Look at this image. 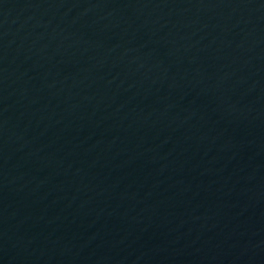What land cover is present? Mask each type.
<instances>
[{"label": "water", "instance_id": "95a60500", "mask_svg": "<svg viewBox=\"0 0 264 264\" xmlns=\"http://www.w3.org/2000/svg\"><path fill=\"white\" fill-rule=\"evenodd\" d=\"M0 264H264V0H0Z\"/></svg>", "mask_w": 264, "mask_h": 264}]
</instances>
